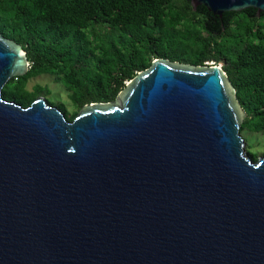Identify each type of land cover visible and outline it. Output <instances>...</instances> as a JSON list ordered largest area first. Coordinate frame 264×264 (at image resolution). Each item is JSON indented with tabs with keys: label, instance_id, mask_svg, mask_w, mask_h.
Segmentation results:
<instances>
[{
	"label": "water",
	"instance_id": "obj_1",
	"mask_svg": "<svg viewBox=\"0 0 264 264\" xmlns=\"http://www.w3.org/2000/svg\"><path fill=\"white\" fill-rule=\"evenodd\" d=\"M29 70L0 32V264H264V157L247 153L223 67L157 58L72 122L44 96L3 98Z\"/></svg>",
	"mask_w": 264,
	"mask_h": 264
},
{
	"label": "trees",
	"instance_id": "obj_2",
	"mask_svg": "<svg viewBox=\"0 0 264 264\" xmlns=\"http://www.w3.org/2000/svg\"><path fill=\"white\" fill-rule=\"evenodd\" d=\"M0 32L30 62L3 89L10 102L30 107L44 96L54 106L48 89L28 88L50 75L70 93L73 112L58 108L72 122L88 104L114 102L157 58L222 63L247 114L241 135L264 134V13L253 8L220 17L192 0H0Z\"/></svg>",
	"mask_w": 264,
	"mask_h": 264
},
{
	"label": "rangeland",
	"instance_id": "obj_3",
	"mask_svg": "<svg viewBox=\"0 0 264 264\" xmlns=\"http://www.w3.org/2000/svg\"><path fill=\"white\" fill-rule=\"evenodd\" d=\"M207 64H215L213 62ZM218 66H223L220 63ZM35 85H41L44 88L48 89L51 92V95L48 97V100L51 101L55 107L59 105L66 106L67 110L72 113L74 106L70 99V93L67 89L60 84L55 77L50 75H40L35 78H32L28 82V88L32 89ZM244 139L247 143V149L252 153H259L264 151V134L261 133H246L244 134Z\"/></svg>",
	"mask_w": 264,
	"mask_h": 264
}]
</instances>
